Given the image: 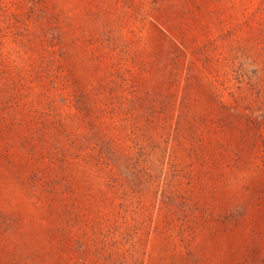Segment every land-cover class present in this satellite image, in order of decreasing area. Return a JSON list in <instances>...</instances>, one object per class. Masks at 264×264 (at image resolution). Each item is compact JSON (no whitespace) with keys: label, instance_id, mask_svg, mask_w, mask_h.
Listing matches in <instances>:
<instances>
[{"label":"rangeland","instance_id":"rangeland-1","mask_svg":"<svg viewBox=\"0 0 264 264\" xmlns=\"http://www.w3.org/2000/svg\"><path fill=\"white\" fill-rule=\"evenodd\" d=\"M0 264H264V0H0Z\"/></svg>","mask_w":264,"mask_h":264}]
</instances>
